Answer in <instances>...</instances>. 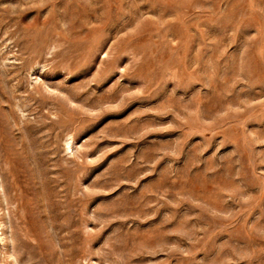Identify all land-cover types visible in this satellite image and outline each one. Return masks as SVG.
Wrapping results in <instances>:
<instances>
[{"label":"rangeland","instance_id":"obj_1","mask_svg":"<svg viewBox=\"0 0 264 264\" xmlns=\"http://www.w3.org/2000/svg\"><path fill=\"white\" fill-rule=\"evenodd\" d=\"M0 264H264V0H0Z\"/></svg>","mask_w":264,"mask_h":264}]
</instances>
